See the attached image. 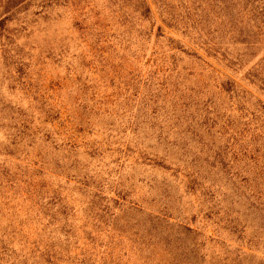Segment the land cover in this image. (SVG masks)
I'll list each match as a JSON object with an SVG mask.
<instances>
[{
    "label": "rangeland",
    "instance_id": "obj_1",
    "mask_svg": "<svg viewBox=\"0 0 264 264\" xmlns=\"http://www.w3.org/2000/svg\"><path fill=\"white\" fill-rule=\"evenodd\" d=\"M246 3L0 0V264H264Z\"/></svg>",
    "mask_w": 264,
    "mask_h": 264
},
{
    "label": "trees",
    "instance_id": "obj_2",
    "mask_svg": "<svg viewBox=\"0 0 264 264\" xmlns=\"http://www.w3.org/2000/svg\"><path fill=\"white\" fill-rule=\"evenodd\" d=\"M247 3L245 4L244 6V11L247 10V12H252L253 10L255 11V13H252V17L254 18V20L257 22V29L258 31L256 32V35H258V37L260 35H264V6L263 8H255L254 7H250V0H246ZM256 0L252 1V5L253 3L255 2ZM237 2V3H236ZM222 4H229L230 6H228V8H231V7H236L237 4H238V0H222ZM250 7V8H249ZM198 8V7H197ZM249 8V9H248ZM144 13L147 15L148 13H150V8L146 6L145 10H144ZM242 23V21H241ZM235 25L238 26V28L240 29V22H235L234 23ZM242 30V29H241ZM240 30V31H241ZM242 33V32H241ZM255 34V33H254ZM243 41H245V39H243ZM249 43V41H248ZM250 45H254V44H250ZM262 81H264V78H261Z\"/></svg>",
    "mask_w": 264,
    "mask_h": 264
}]
</instances>
